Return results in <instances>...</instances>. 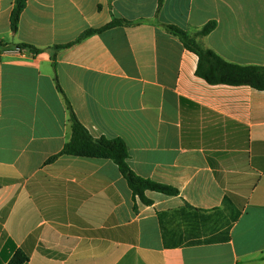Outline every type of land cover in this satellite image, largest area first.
Masks as SVG:
<instances>
[{
    "label": "crops",
    "instance_id": "obj_1",
    "mask_svg": "<svg viewBox=\"0 0 264 264\" xmlns=\"http://www.w3.org/2000/svg\"><path fill=\"white\" fill-rule=\"evenodd\" d=\"M16 1L0 0V264L19 248L25 264H264V91L198 77L167 29L216 21L204 47L264 67V0H26L13 32ZM114 20L129 24L59 48ZM68 103L179 194L145 204L112 160L49 163L71 138ZM195 209L214 214L213 236L239 213L230 240L181 245L210 226L179 213Z\"/></svg>",
    "mask_w": 264,
    "mask_h": 264
},
{
    "label": "trees",
    "instance_id": "obj_2",
    "mask_svg": "<svg viewBox=\"0 0 264 264\" xmlns=\"http://www.w3.org/2000/svg\"><path fill=\"white\" fill-rule=\"evenodd\" d=\"M164 0L160 1V4ZM26 7V0H17L16 6L11 16V29L16 32L19 27L21 15ZM129 24L127 21L114 20L108 25L98 29L86 30L76 41L59 46V48L71 47L86 38L95 34L104 32L110 28ZM217 28L216 21H210L200 30L194 34L174 26H167L168 31L180 39L183 45L190 51L194 52L198 56V66L196 74L198 77L204 79L211 85H229V86H250L255 90L264 91V67L262 66H242L230 63L224 60L212 49L204 47L198 38L208 36ZM0 46L4 47V44L0 42ZM33 52H37L38 49L32 46H26ZM68 109L70 112V124H71V138L65 144L63 150L49 159V163L54 162L61 155H71L87 158H99L112 160L115 162L120 172L127 179L130 189L134 196H137L143 203L152 204V201L147 199L146 192L153 191L161 193L165 196H177L179 191L168 185H164L149 179H145L137 176L128 164L129 150L126 142L121 138H94L88 129L79 121L71 105L68 103ZM227 202L225 207L227 206ZM185 213L187 216L186 221L188 223H197L198 221L210 222V226L206 224L203 227L202 233H200L195 239L188 238L186 243L181 245L194 246L202 244H210L215 242H227L230 240V230L232 224L238 219L239 213H227L224 217L225 229L218 236H213V224L214 214L202 213L199 210H193L191 213ZM229 215V216H228ZM164 215L160 216V220L163 225L164 232ZM189 237H192L189 235ZM165 245L168 244L165 240ZM30 253L25 252L23 249H17L7 264H25L30 260Z\"/></svg>",
    "mask_w": 264,
    "mask_h": 264
}]
</instances>
